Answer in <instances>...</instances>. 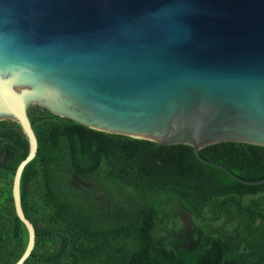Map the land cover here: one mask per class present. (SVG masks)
<instances>
[{"label": "water", "instance_id": "water-1", "mask_svg": "<svg viewBox=\"0 0 264 264\" xmlns=\"http://www.w3.org/2000/svg\"><path fill=\"white\" fill-rule=\"evenodd\" d=\"M96 131L188 145L264 147V0H0V121L17 123L37 152L27 109ZM6 153L0 157V164Z\"/></svg>", "mask_w": 264, "mask_h": 264}, {"label": "trees", "instance_id": "trees-1", "mask_svg": "<svg viewBox=\"0 0 264 264\" xmlns=\"http://www.w3.org/2000/svg\"><path fill=\"white\" fill-rule=\"evenodd\" d=\"M27 116L37 152L19 193L35 245L23 264H264V184H241L188 145L96 131L37 106ZM3 153L0 264H15L28 234L12 184L28 141L9 120L0 121ZM198 154L264 180V147L225 142Z\"/></svg>", "mask_w": 264, "mask_h": 264}, {"label": "flooded vegetation", "instance_id": "flooded-vegetation-1", "mask_svg": "<svg viewBox=\"0 0 264 264\" xmlns=\"http://www.w3.org/2000/svg\"><path fill=\"white\" fill-rule=\"evenodd\" d=\"M256 224H259V221L258 220H257ZM189 244L187 245L188 249H190V245Z\"/></svg>", "mask_w": 264, "mask_h": 264}]
</instances>
